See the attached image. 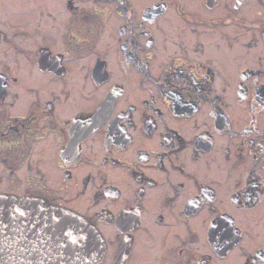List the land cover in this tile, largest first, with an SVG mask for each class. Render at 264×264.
I'll list each match as a JSON object with an SVG mask.
<instances>
[{"label":"flooded vegetation","instance_id":"1","mask_svg":"<svg viewBox=\"0 0 264 264\" xmlns=\"http://www.w3.org/2000/svg\"><path fill=\"white\" fill-rule=\"evenodd\" d=\"M0 197L21 264L34 201L93 264H264V0H0Z\"/></svg>","mask_w":264,"mask_h":264},{"label":"water","instance_id":"2","mask_svg":"<svg viewBox=\"0 0 264 264\" xmlns=\"http://www.w3.org/2000/svg\"><path fill=\"white\" fill-rule=\"evenodd\" d=\"M22 202L0 197V264H21L14 253V224L20 208L26 206ZM33 207L40 215V229L45 228L50 236L45 243L39 242L35 264H93L98 260L96 229L82 215L42 201H34Z\"/></svg>","mask_w":264,"mask_h":264}]
</instances>
